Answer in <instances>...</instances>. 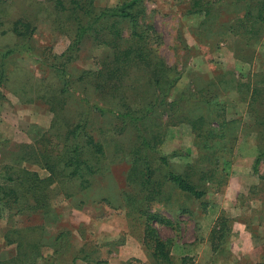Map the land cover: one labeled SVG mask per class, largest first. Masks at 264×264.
I'll return each instance as SVG.
<instances>
[{"label":"rangeland","instance_id":"rangeland-1","mask_svg":"<svg viewBox=\"0 0 264 264\" xmlns=\"http://www.w3.org/2000/svg\"><path fill=\"white\" fill-rule=\"evenodd\" d=\"M132 1L95 3L102 9ZM194 4L195 0H136L137 30L147 32L150 25L153 29L146 53L154 63L158 55L171 68L166 69L165 79L179 78L174 85L156 87L142 68L134 66L117 81L121 87L114 96L109 88L92 83L86 73L114 60L111 20L76 51L62 56L73 43L77 22L58 12L56 0L0 1V20L5 23L0 25L1 46L12 41L1 30L17 18L37 26L32 49L18 48L6 60L9 78L0 89V264L17 256V243L6 241L7 230L30 227L26 235L45 245L38 244L40 253L36 250L15 264H110L108 255L118 248L119 230L120 241L137 239L148 253L145 261L133 257L129 264L264 261V164L260 173L253 168L264 135L256 129L248 104V87L264 82V0H212L209 10ZM116 27L122 47L131 45V24L118 19ZM54 63L65 64L77 78L73 77L76 82L64 104L65 114L88 117V130L102 142L104 153L85 156L93 165L90 185L78 187L79 180L65 178L68 169L59 168L61 180L51 190V209L17 213V206L11 211L8 197H1L3 188L16 184L8 180V172L25 168L43 177L50 174L35 159L19 156L36 146L54 117L44 101H22L19 95L31 83L30 76L57 84L59 77L51 69ZM154 96L165 101L140 124L94 107L137 108L143 100L154 101ZM84 97L91 109L82 102ZM204 116L202 126L198 120ZM211 129L214 132L208 133ZM143 134L153 146L146 152L156 170L154 180L162 181L161 192H153L149 202L148 190L142 187L146 152L136 154ZM161 153L169 165L162 163ZM169 169L187 176L204 195L197 198L169 182ZM31 200L23 197L21 202L26 206ZM147 206L159 213L151 223L163 240L171 242V261L154 258L144 242ZM218 230L223 237L214 241Z\"/></svg>","mask_w":264,"mask_h":264},{"label":"trees","instance_id":"trees-1","mask_svg":"<svg viewBox=\"0 0 264 264\" xmlns=\"http://www.w3.org/2000/svg\"><path fill=\"white\" fill-rule=\"evenodd\" d=\"M1 1V0H0ZM241 1V0H239ZM245 1V0H242ZM251 1V0H250ZM212 0H195V6L200 9L207 8L211 5ZM136 0L128 3L121 4L116 7L98 8L95 0H56V6L62 12H65L69 18H75L77 25L73 36V43L66 50L62 56L69 55L71 52L76 51L77 46L88 36L97 34L98 27L107 26L109 20L111 24L109 27V33L112 37L113 49L115 52L114 60L109 63H104L100 68L93 71L86 72L91 77V82L100 86L101 88H109L112 94L115 96L118 87H121L117 81H121L125 77L126 73L131 67H139L145 71L149 77L150 82L153 86L160 87L165 84L171 83L174 85L179 76L171 79H165L167 72L171 68L167 67L164 62L155 55L157 61L154 63L149 55L148 43L152 40L151 35L153 33L152 26H148L149 30H137V23L139 12L134 10ZM203 3V4H202ZM250 12V8L246 11L245 19ZM1 13V9H0ZM262 18V14H259ZM114 19V20H113ZM118 19L127 21L131 24L133 30L131 31V38L133 42L127 47H122V42L119 39L120 29L116 27ZM4 22L0 20V25L4 26ZM37 26L33 22L24 20L20 17L9 24V26L1 30V34L4 36L11 35L10 42L0 45V89L5 87V84L9 78V71L7 69L6 60L18 50V48L32 49L30 46L31 37L35 32ZM118 37V41L116 38ZM109 43V40L104 39ZM127 68V69H126ZM51 69L56 71L59 77L58 83L49 82L47 78L39 81L34 79L35 77H29L32 79L31 83L26 84L23 87L22 93L19 97L22 101H32L34 99H40L47 103L50 110L53 112V122L50 129L43 134V136L37 141L36 146L32 145L31 150L21 154L19 158L28 156L25 160L35 161L40 163L44 168L49 171V175L46 177L41 176L38 171L28 170L22 168L20 170H14L8 172L7 178L9 181L16 182L12 187L4 190L2 199L8 197L10 201L9 209L11 211L17 206V213H30V212H48L51 207L52 193L55 185L59 183L61 179L57 176L59 168L68 169V177L73 180H79L77 184L80 188H85L90 185V175L93 174V165L90 159L85 158L88 152L92 154V158L98 157L104 153V145L102 142L97 140L95 136L88 130L89 120L88 117H82L75 114L74 116H67L65 114L64 107L67 103L68 97L70 98L71 89H74L75 80L77 78L74 75L69 74L65 68V64L57 65L56 63L51 64ZM74 77V78H73ZM84 80V75H81ZM264 80V78L262 79ZM250 91L248 104L250 105V113L254 117V124L258 129L259 134L263 137L264 135V82L263 84L248 87ZM162 89L161 91H163ZM108 91V92H110ZM155 93V92H154ZM30 97V98H28ZM165 99L158 101V97L154 96V101L145 102L141 107H133L127 105L125 110H117L116 107H100L94 105V107L100 111V113L110 112L116 118L121 117L129 119L132 122L140 124V122L146 118L150 113L153 112L154 108L159 104L163 103ZM82 102L88 105V109H91L89 99L86 97L82 98ZM209 102V100H208ZM202 126L205 122V116L198 120ZM202 128V127H201ZM213 129V128H212ZM208 130L211 133L214 130ZM26 145V146H29ZM147 151L153 149V146L149 142L145 134L142 135L141 146L136 149V154L139 155L140 151ZM146 172L144 174V180L142 187L148 190L146 201L153 199V192H161L160 186L162 181L154 180L156 170L151 166L148 154L146 152ZM160 160L162 163L169 165V161L166 155L160 154ZM264 164V147L260 151L259 155L254 162V171L260 173V168ZM14 169V166L11 167ZM261 175V174H260ZM264 178V174L261 175ZM169 182L176 185L179 189L197 197L201 198L204 195V191L197 188V186L188 179L187 176L180 173H176L173 170L167 171V177ZM52 188V189H51ZM24 190L25 194L20 196L19 190ZM32 198V202L25 206L21 202L22 198ZM3 201V200H2ZM5 203V201H4ZM7 204V203H6ZM144 211L145 219V238L144 242L148 249L152 251V256L161 261H171V242L169 240H163L157 233L156 228L152 225V221L158 218L159 213L148 210V206ZM33 228L27 229H8L5 234V238L8 244L17 243V256L16 258L8 261L7 264H15L25 256H30L32 252L40 253L38 244L45 245L43 241H37L26 235L27 232ZM217 232V231H216ZM218 230V236L214 237V241H220L223 237V233ZM42 237L44 234L41 232ZM41 237V238H42ZM43 239V238H42ZM37 241V242H36ZM36 252V253H37ZM250 264H264V261L253 262Z\"/></svg>","mask_w":264,"mask_h":264},{"label":"crops","instance_id":"crops-1","mask_svg":"<svg viewBox=\"0 0 264 264\" xmlns=\"http://www.w3.org/2000/svg\"><path fill=\"white\" fill-rule=\"evenodd\" d=\"M118 231V248L114 252L108 255L110 264H129L128 261L133 257L141 258L146 260L148 253L143 245L137 239H126V241H120L122 237ZM233 250V249H232ZM235 250V249H234ZM84 259V258H83Z\"/></svg>","mask_w":264,"mask_h":264}]
</instances>
